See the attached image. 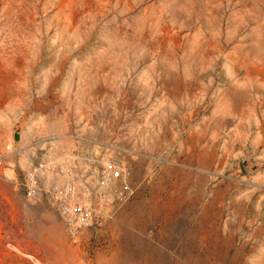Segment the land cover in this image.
Instances as JSON below:
<instances>
[{
	"label": "rangeland",
	"instance_id": "obj_1",
	"mask_svg": "<svg viewBox=\"0 0 264 264\" xmlns=\"http://www.w3.org/2000/svg\"><path fill=\"white\" fill-rule=\"evenodd\" d=\"M46 150L118 158L134 199L72 243L18 186ZM0 159V264L135 239L162 264H264V0H0Z\"/></svg>",
	"mask_w": 264,
	"mask_h": 264
},
{
	"label": "built area",
	"instance_id": "obj_2",
	"mask_svg": "<svg viewBox=\"0 0 264 264\" xmlns=\"http://www.w3.org/2000/svg\"><path fill=\"white\" fill-rule=\"evenodd\" d=\"M49 147L63 151L56 141ZM69 156L70 163H58L51 150L44 151L18 186L28 201L43 196L51 199L68 238L78 244L86 231L102 229L117 210L132 201L137 188L133 169L118 158L106 159L94 168L88 156ZM48 173L61 177L63 182L46 185Z\"/></svg>",
	"mask_w": 264,
	"mask_h": 264
},
{
	"label": "bare ground",
	"instance_id": "obj_3",
	"mask_svg": "<svg viewBox=\"0 0 264 264\" xmlns=\"http://www.w3.org/2000/svg\"><path fill=\"white\" fill-rule=\"evenodd\" d=\"M97 159H99L98 156H97ZM133 170H135V169H133ZM52 181H53V179H52ZM111 247H112V250L113 249H116V250L112 254H110V256H109V258H107V260L104 258L106 260L105 264H162V262H166L167 259L171 258V257H168L167 255H162V254H151V253L146 254V253H144V254L138 255L136 252L138 250H142L145 246L142 243L137 242V239L113 242ZM33 259L35 260V258H33ZM100 264H101V261H100ZM177 264H179V263H177Z\"/></svg>",
	"mask_w": 264,
	"mask_h": 264
},
{
	"label": "water",
	"instance_id": "obj_4",
	"mask_svg": "<svg viewBox=\"0 0 264 264\" xmlns=\"http://www.w3.org/2000/svg\"><path fill=\"white\" fill-rule=\"evenodd\" d=\"M20 139H21V129H20V128H17L16 133H15V135H14V140H15L16 142H19Z\"/></svg>",
	"mask_w": 264,
	"mask_h": 264
}]
</instances>
